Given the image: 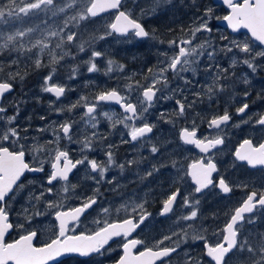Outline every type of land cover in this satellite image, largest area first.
Returning a JSON list of instances; mask_svg holds the SVG:
<instances>
[{
    "label": "snow or ice",
    "instance_id": "obj_1",
    "mask_svg": "<svg viewBox=\"0 0 264 264\" xmlns=\"http://www.w3.org/2000/svg\"><path fill=\"white\" fill-rule=\"evenodd\" d=\"M127 3L128 0H0V264H63L60 258L73 254L103 257L114 250L109 245L114 238H121L119 247L123 253L115 264H172L173 254L179 252L181 233L185 242L188 239L203 242L202 256L208 260V264H264V231L254 227L257 220L264 218V177L260 178L259 189L251 181L230 182L223 175L218 176L216 181L213 179V175L220 171L216 158L225 151L228 129L252 124L264 130V114L256 115L253 119L248 112L246 98L250 93L247 90L244 92L245 102L236 108V114L241 116L239 123H232V115L227 109L222 114L212 113L208 116L194 112L198 103H204L205 99L213 101L233 83L230 77L235 73L229 71L232 66L240 63L253 73L262 66L264 0H223L230 10L223 17L215 16L211 6L204 7L203 13L194 17L190 25L180 28L183 36L169 39L167 49L158 51L154 66L156 70L149 67L147 74H142L144 83L136 79L134 83L117 84L111 89L97 91L92 99L80 96L75 103L57 106L56 102L70 90L53 82L56 66H62L60 62L70 56V52L65 51L66 47L75 48L79 53L90 49V58L85 63L88 64L87 71L95 73L101 71L95 63L96 58L106 57L105 53L95 50L94 46L100 40L115 35L120 42L157 39L158 43H165L156 37L155 30H146L140 21L149 15H156L159 10L171 5L173 0H150L148 6L139 9V15L128 8ZM132 3L135 8L137 0H132ZM192 3L195 4V0ZM112 10H115L114 18L103 26L102 31L97 29L88 34L81 29L82 22H94V18ZM212 19H223L235 32L241 28L247 29L253 44L229 41L218 46L211 38H198V34L212 33ZM167 31L171 33L175 30L169 27ZM222 39L227 40V37ZM255 42L259 47H254ZM227 54H232L231 64L222 67L218 57ZM201 60L205 61L203 65ZM24 61L33 62L36 68L51 66L42 90L55 97V101L50 102V111L64 117L36 129L42 136L51 137L43 142L39 137L29 136L30 125L22 127L16 123L18 104H13L15 113L8 114V107L4 103L6 94L13 91L17 79L23 78L19 66ZM114 65L118 74L124 72L123 64L107 59L106 75L113 72ZM169 72L174 78H179L183 86L170 88ZM199 72L206 74L203 83L197 79ZM75 73L76 69L73 68L69 78H75ZM186 73H191L192 79L184 75ZM124 79L131 81L133 77L125 76ZM242 79L245 84L249 83L247 74ZM185 93L191 95L192 99L189 100ZM177 94L181 99L175 100V114L190 122L179 129L175 144L166 139L151 143L157 124L148 121L149 110L157 101ZM113 103L121 109L119 116L101 107ZM78 107L84 109L79 119L73 115ZM163 116L161 113V118ZM98 117L105 119L112 130L118 125L127 130L128 139L122 136L121 143L151 145L149 153L153 162L141 179L159 174L165 168H170L174 173L169 184L174 190L164 195L160 215L171 213L178 197L190 211L175 221L169 233L151 240L133 236L137 229L144 230L141 225L149 227L145 221L151 216L145 209L147 201H133L115 209V212L123 210L127 213L122 219L112 222L97 220L98 227L94 231L77 234L76 227L81 216L98 205V186L107 183L115 188L118 184L115 176L108 178L106 174L113 165L121 173L125 169V164L117 163L114 158V144L107 145L104 160L89 158L87 153L94 150V142L107 139V135L99 131L101 120ZM40 119L47 118L41 116ZM167 122L173 123L171 120ZM200 123L206 124L208 131L198 135ZM169 144H173L171 149L168 148ZM70 145L78 147L70 150ZM186 146L198 149L199 158L186 162L187 157L183 152ZM72 151H78L79 156L74 157ZM234 157L236 161L264 172V142L254 143L253 139H243L234 150ZM141 162L133 158L127 161V165ZM79 166L88 169L85 180L97 185L91 195L77 192V185L70 181V174ZM25 173H45V176L40 183L28 181V185H34V188H29L27 192V206L22 208L21 213H15L17 216L22 214L24 222L17 219L14 223L12 203L26 187L21 179ZM186 179L194 187L191 192L182 195L180 185ZM213 186L224 194L240 188L245 190V195L237 206L225 213L223 227L213 232L216 239L209 242L205 235L207 228L198 216L200 200L196 194ZM71 198L79 199L80 203L77 206L67 205L65 201ZM100 211L107 216L113 209L101 207ZM48 222L53 226L51 233L41 241L40 236L45 235L41 226ZM246 225L250 227L246 228ZM14 229L21 230L18 238L7 240L6 237ZM136 249L140 250L134 252ZM184 264L204 262L200 256L193 257L186 252Z\"/></svg>",
    "mask_w": 264,
    "mask_h": 264
},
{
    "label": "flooded vegetation",
    "instance_id": "obj_2",
    "mask_svg": "<svg viewBox=\"0 0 264 264\" xmlns=\"http://www.w3.org/2000/svg\"><path fill=\"white\" fill-rule=\"evenodd\" d=\"M214 8L216 9L215 11L218 10L217 14L219 15V17L228 15L230 12L226 5H217L214 6ZM114 13L115 11L109 12L105 15H102L101 17L94 18V20H100L106 17H110V22H112ZM185 13H187V11H185L184 9H180L176 6L170 5L158 11V14H160L158 15V21H140L144 25L146 30H149L150 32L154 30V28H156L157 31L155 32L157 38L160 40H164L165 43L160 44L157 42V39H134L130 42L132 44H129V46L125 48L111 50L110 59L114 60L116 64H123L125 66L124 72L118 74L117 69L114 65L113 72L106 75V67H100L99 69H101V71L93 73L99 78V82L98 80L96 81L98 82L96 86H99L101 83H107L108 86L104 89H111L113 87H116L117 84L123 85V83L125 82L134 83L136 79H140L141 83H144L145 81L142 79V74H147V69L149 67H153V71L156 70V68L154 67L155 63L153 62L157 61L158 59V51H164L167 49V41L169 39L178 38L184 35L180 32V28L182 26H187L186 21H181L182 19L186 18V16H184ZM171 17H178L179 20H175L172 22L167 21ZM160 19H165L166 21H162ZM219 20L220 19H218L217 24L210 21V26H217L219 24L221 26L220 29L222 30L220 38H211L216 45L221 46L228 43L229 38H232V41H237L236 39H234V37L240 35H246L248 37L249 43L253 44V38L249 34L244 31H240L239 33L235 34L230 31V29L224 24V22L222 25ZM169 27L173 28L175 31L171 33L166 32L165 34H162V32L159 31L160 28L167 30ZM209 35L210 34L206 33L198 34V38L208 39L210 38ZM112 37L117 38V36L115 35H113ZM222 37H227V40H223ZM184 38L188 37L185 36ZM153 44H155V46L153 47V49H150ZM94 47L95 49H98L97 43ZM254 47H259L258 42H255ZM75 51L77 50L74 48L72 53L78 61L89 60L91 51L90 49H86L85 52L78 53L77 55ZM149 58H151V60H149ZM231 58L232 54H227L221 55L220 57H218V60L222 67H229V65L231 64ZM204 62V60H201V65H203ZM95 63L98 65L97 58L95 60ZM261 65L262 67H258L255 73H253L247 66L240 63L232 66L229 71L234 72L235 75L231 76L230 80L233 81L234 79L232 78H239L241 82L239 83L238 81L236 85H232L233 83H231L223 93H221L211 102L205 99L204 103H198L194 109V112L200 113L202 116H208L212 113L222 114L224 110L227 109L232 115V123H239L241 121V116L236 114V108L240 107L242 105V102H245L244 92L245 90H247L250 93V95L246 98V102L249 104L248 112L252 114L253 119L256 115L264 114V64ZM86 66H88V64H86ZM64 72V69H61L59 71L60 74H65V76L71 71H67V73ZM244 74H247V79L249 80L248 84H245L243 82L242 77L244 76ZM167 75L170 88L174 89L177 87V85L182 86V82L179 80V78H174L170 72ZM125 76H132L133 79L131 81H126L124 79ZM186 76H188L189 79H192L191 73H187ZM256 77H260V79H256ZM53 78L54 83L63 85L66 87V89H68L67 84L64 83L61 78ZM197 79H199V81L203 83L206 79V74L203 72H199ZM257 81L262 82L263 85H258ZM93 82L95 83V81ZM195 83L196 80L194 79L193 84ZM15 86L17 88L16 84ZM67 92L68 90L63 97L66 96ZM187 95L188 99L191 100V95H189L188 93ZM179 97L180 96L178 94L177 96L170 95L169 99L157 101L152 107V112L149 111V113L147 114L148 121L155 122L157 124V127L156 129H154L153 133L154 140L151 143H158V141L166 139L172 141L173 144H175L177 142L179 129L183 126H187V123L190 122L182 120L175 114V110L177 108L175 100L179 99ZM101 107L103 110H110L117 116H119L121 112V109L116 104H105ZM83 112L84 109L82 107H78L73 115H75L77 119H79V115ZM161 113L164 114L163 118H161ZM98 119L101 120L99 131L107 135V139L104 140L106 144L101 146L99 142H94V150L87 153L89 158H95L98 161L104 160L105 152L103 150L107 149L108 144H114L116 145V147L113 149L114 158L117 163H124L125 169L123 173H121L118 167H116L115 165L112 166V168L106 175L108 178L115 176L116 181L118 182L117 186L114 188V186L111 184H100L98 186V205L94 206L93 209H90L82 218H80L78 225H82L87 219L94 215L97 217L99 207L104 202L106 203L109 200H111V202H108V206L113 209V212L103 218L105 219L104 221L108 222L122 219L127 214L123 210H121L120 212H115L116 208H120L121 201H125V204L131 203L133 201H147L145 203V209L147 210V212L151 213V216L148 220L145 221V224H148L149 227L144 228V225H141V228H143L144 230L141 231L140 229H137V233H139V236H137V233H133V236L151 240L153 238H159L162 234L169 233L175 226V221L181 215L187 214L190 211L189 208L183 206L180 198L178 197L173 211L165 216L160 215L162 211V200L164 198V195L168 191L174 190L169 187L170 181L174 177V173L170 168H165L161 169V172L159 174H154L151 177L141 179L140 177L144 175L145 171L150 168L151 163L153 162V157H149L148 153L151 145L149 143L141 145L139 142L121 143L119 134L127 135V130L123 129L121 125H118L115 130H112L109 127V123L105 119L100 117H98ZM169 120L173 121V123H168L167 121ZM35 123H37L36 125L38 126L36 129L44 127L46 124H48L47 120H44L43 122L41 119H37ZM137 123H139V121ZM36 129H31L29 132V136L44 139L45 135L42 136V134L38 133ZM207 131L208 130L206 124L200 123L198 135L200 133H206ZM243 139H253L254 143L264 142V130L259 129L258 126L252 124H241L239 128L230 127L228 129V139L226 141V145L224 146L225 151L216 158V162L220 171L213 175V179L214 181H216L218 176L223 175L230 182L251 181L252 184H255L256 188L259 189L260 178L264 177V172H262L259 168H251L246 163L238 162L234 157V150L239 147V144L242 143ZM44 140H47V138H45ZM44 140H41V142H43ZM173 144L168 145L169 149L173 147ZM69 147L70 150H75L78 146L70 145ZM183 152L184 156L187 157L186 162H191V160L198 159L200 156L199 150L193 146H186V149H184ZM71 154L74 157L79 156L78 151H72ZM133 158H135L137 161L142 162L138 165H127V161ZM26 159L30 160V157L26 156ZM86 169L87 168L85 166H79L78 169L74 170L73 173L70 174V181H74L76 179L80 180V178H82L86 173ZM44 176L45 173H25V177L27 179H25V177H22L21 179L22 182H24L26 185L25 189H27L29 187L34 188V185H28V181H36L37 183H40L43 182ZM91 184L95 190L97 185L93 181H91ZM252 184L249 185L250 189L252 187ZM180 187L181 193L183 195L187 192H191L194 186L189 179H186L185 182L180 185ZM22 191L18 193L15 201L12 203V208L14 210L12 220L14 223L16 222L17 216L15 215V213L19 212L17 206H19V203L24 198L21 195ZM244 195L245 190L240 188H236L232 193L224 194L218 187L215 186L206 189L201 194H196V198L200 200V204L198 205V216L201 218V221L205 228H207L205 235L208 237L209 242H214L216 239V237L213 235V232L218 231L223 227L226 219L225 213L237 206ZM79 203L80 201L77 203V205ZM97 227L98 225L95 224L90 228L83 227L82 229L76 230V232L77 234H79L86 230V232L84 233H91ZM249 227L250 226L246 225V228ZM254 227L264 231V218L257 220V223ZM177 231H179V229H177ZM188 231L189 233H191V229H189ZM16 232L18 231L14 229L10 236L6 237V239L9 241L17 239L20 233ZM42 238L43 235L40 236L41 241H43ZM120 239L121 238H114L113 241L109 242V245L114 250L103 257H81L78 255H71L62 259L63 264H69L71 262H76L77 264H87L90 262H92L91 264H115V261L123 254L122 249L119 247ZM173 239L176 240L177 237H173ZM178 247L179 252L178 254H173L174 258L172 260V264H184V255L186 252L190 253L193 257L200 256L203 259L204 264H208V260L206 258H203L202 256V253L204 251L203 242H194L191 239H188L187 242H185L183 233H181ZM138 250L140 249H136L134 250V252Z\"/></svg>",
    "mask_w": 264,
    "mask_h": 264
},
{
    "label": "rangeland",
    "instance_id": "obj_3",
    "mask_svg": "<svg viewBox=\"0 0 264 264\" xmlns=\"http://www.w3.org/2000/svg\"><path fill=\"white\" fill-rule=\"evenodd\" d=\"M149 4H150V0H137L135 8H133L132 0H128L127 7L130 9H133L135 14L139 15V9L141 7H146ZM171 5L187 11V13L184 14V16H186V18L181 20V21H186L187 25L191 24L194 17L203 13L204 7L211 6L215 11L216 9L214 8V6H217V4H215L212 0H195V4L192 3V0H173V3ZM218 5L221 6L220 4H218ZM168 6H170V5H168ZM217 11H215L214 14H215V16L219 17V15L217 14ZM158 15H160V14H158V12H157L156 15H149L147 17L142 18L141 21L147 22V20L149 21L152 18H154V19L150 20V22L151 21H157L159 18ZM109 18L110 17H106V18H103L100 20H94V22L93 21H84L81 23L80 27L82 30H85L86 33H88V34H92L94 32V30H97V29H100L102 31L103 26L110 23L111 19H109ZM177 18L178 17H175L176 21H178ZM173 20H174V18H169L167 21L172 22ZM162 21H166V20H162ZM211 21L213 23H216V24L218 23V19H212ZM210 27L212 28V33L209 35V37L213 38V39L220 38L221 33H222V30L220 29L221 26L218 24L217 26L211 25ZM155 31H157V30H155ZM159 31H161L162 34H165L166 32H168L167 30L162 29V28H160ZM97 34H99V33H97ZM87 38L88 37L86 35L85 39H87ZM234 39H236L237 41H239L241 43L249 42L248 37L246 35L236 36V37H234ZM229 41H232V38H229ZM129 44H132V43L120 42V41H118L117 38H114L112 36L108 37L106 40L98 41L97 42L98 49H95V50L101 51V52L106 54V57L102 56L100 58H97L98 68L106 67L107 59H110V51L111 50H117L120 48H125V47L129 46ZM154 46H155V44H153L150 49H153ZM73 49L74 48H67V47L65 48V51L70 52V56L65 57V59L60 62V65H62V66H59V65L56 66L57 70H56L55 74L53 75V77H55V78L56 77L61 78L64 81V83L67 84L68 89H70V90H68L65 97L61 98L60 101L56 102L57 106H67V105H70L72 103H75L80 96H88L89 99H91L96 94L97 91L103 90L104 88H106L108 86L107 83H105V84L101 83L99 86H96L99 82V78L97 76H95L93 73H89L87 71L88 66H86V63H85L86 61H78L76 58L74 60L72 59V57H74V55L72 53ZM75 53L77 55L79 52L75 51ZM107 54H109V55H107ZM21 59L23 60V57ZM44 59H45V64H47L46 57ZM156 62L157 61L153 62V63H155L154 65H156ZM261 64H264V62H261ZM50 67L51 66L49 65V66H42L40 68H36L34 66L33 62H28V61H24L19 66V72L23 78L17 79V81L15 82V84L17 85V88L14 85L16 88L15 92L8 95L5 98L4 103L8 107V114H14L16 109H15V107H13V104H18V106H19V117H18L16 123H18L22 127H28L30 125L29 129H36L38 126L37 125L34 126V122L37 119H40L41 116L46 117L47 119H45V120H47L48 123H49V121H53V120L59 121V120L64 118V117L58 116L54 112L50 111V102L55 101V97L52 94L46 93L42 90V88L44 86V78L50 74ZM73 68L76 69L75 78L70 79L69 77L71 75ZM61 69H64V71H65L64 73H67V71H71V72H69L70 74L67 73V75L65 76V74L59 73V71ZM185 75H187V73ZM232 79H234L232 85H236V83L238 81H239V83L241 82V80L239 78H232ZM256 79H260V77H256ZM53 80H54V78H53ZM97 80H98V82H96ZM93 81H95V83ZM257 82H258V85H260V86L263 85L262 82H260V81H257ZM75 88H76V90H75ZM74 91L76 92V94ZM74 94H75V98H74ZM185 94L187 95V93H185ZM179 99H181V96L179 97ZM34 101H37V105H38L37 109H35V106L27 105V103L34 102ZM75 111H76V109L74 110V112ZM108 111H110V110H108ZM149 111L152 112V108ZM35 113L37 115H35ZM32 119H33V121H32ZM42 121L44 122V120H42ZM99 129H100V126H99ZM119 135H120V138L122 136H123V138H128L127 135H124V134H119ZM44 137L47 139L50 138V136H48V135H45ZM44 139H41V140H44ZM99 143L101 144V146L106 144L105 141L99 142ZM103 151L105 152L106 149H104ZM148 153H149V151H148ZM149 157H151L150 153H149ZM87 173H88V169H86V173L84 174V176L82 178H80V180L76 179V180L71 181V182H74V184L77 185V189H76L77 192H83V193H86L88 195H91L94 191V188L91 184V180H85V176ZM29 188H32V187H29ZM29 188L24 189L21 193V195L24 198L19 203V206H17V208L19 210L18 213H21L22 208L27 206L26 205V196H27V192H28ZM79 201H80L79 199L71 198V199L66 200L65 203L69 206H75V205H77V203ZM108 202L110 203L111 200L107 201L106 202L107 204L104 202L99 207V212H98L97 217L94 215V216L90 217L89 219H87L82 225H77L76 230L82 229L83 227L90 228L92 225L96 224L97 220H99L101 222L104 221L105 219H103V218H105V215L100 211V208L101 207H109ZM123 204H125V201L120 202V206ZM110 205H112V204H110ZM17 219H19L20 222H24V217L22 214L20 216H16V220ZM52 227L53 226H52L51 222L45 223L41 226L42 231L45 232V235H43V238H42L43 240L48 238V235L51 233ZM16 230L19 233L21 231L20 229H16ZM83 232H86V230H84ZM91 263L92 262L87 263V264H91ZM69 264H77V263L71 262Z\"/></svg>",
    "mask_w": 264,
    "mask_h": 264
},
{
    "label": "water",
    "instance_id": "obj_4",
    "mask_svg": "<svg viewBox=\"0 0 264 264\" xmlns=\"http://www.w3.org/2000/svg\"><path fill=\"white\" fill-rule=\"evenodd\" d=\"M213 2H214L215 4L224 5V4H223V0H213ZM112 11H115V10H112ZM112 11H110V12H112ZM107 13H109V12L103 13L102 15L107 14ZM221 21H222V24H223V22H224V24H225L227 27H229L226 21H224L223 19H222ZM229 29H230V31L233 32V33H239L240 31H246V32H248V34H250V32H249L247 29H243V28H241L238 32L233 31L230 27H229ZM250 35H251V34H250ZM14 90H15V87L13 88V91H12V92H14ZM12 92H11V93H12ZM9 94H10V93H9ZM6 95H8V94H6ZM113 104H114V103H113ZM86 213H87V212H86ZM86 213H85V214H86ZM85 214H84V215H85ZM84 215H83V216H84ZM83 216H81V218H82ZM73 255H75V254H73ZM68 256H71V255H68ZM65 257H67V256H65ZM65 257H61L60 259L62 260V259H64Z\"/></svg>",
    "mask_w": 264,
    "mask_h": 264
},
{
    "label": "trees",
    "instance_id": "obj_5",
    "mask_svg": "<svg viewBox=\"0 0 264 264\" xmlns=\"http://www.w3.org/2000/svg\"><path fill=\"white\" fill-rule=\"evenodd\" d=\"M171 18H174V17H171ZM152 19H154V18H152ZM152 19H150V20H152ZM160 20H165V19H160ZM176 19L174 18V20L173 21H175ZM178 20H179V18H178ZM158 21V20H157ZM154 30H156V28H154ZM149 60H151V58H149ZM27 105H32V106H35V109H37L38 108V105H37V101H34V102H29V103H27ZM35 115H37L36 113H35ZM39 118V117H38ZM34 119V118H33ZM33 119H32V121H33ZM31 121V122H32ZM30 122V123H31ZM35 123V122H34ZM36 124L37 123H35V125L34 126H36ZM30 130L31 129H29V132H30ZM16 233H18V232H16Z\"/></svg>",
    "mask_w": 264,
    "mask_h": 264
}]
</instances>
